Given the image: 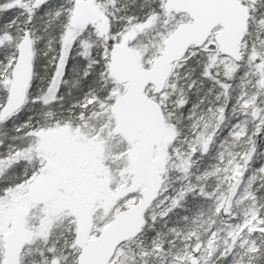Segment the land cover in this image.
<instances>
[{"label":"snow or ice","instance_id":"6c2138e0","mask_svg":"<svg viewBox=\"0 0 264 264\" xmlns=\"http://www.w3.org/2000/svg\"><path fill=\"white\" fill-rule=\"evenodd\" d=\"M0 264H264V0H0Z\"/></svg>","mask_w":264,"mask_h":264}]
</instances>
